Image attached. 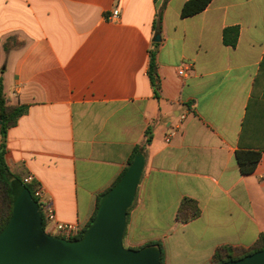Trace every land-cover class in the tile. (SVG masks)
Returning <instances> with one entry per match:
<instances>
[{
  "label": "crops",
  "instance_id": "0c3cea01",
  "mask_svg": "<svg viewBox=\"0 0 264 264\" xmlns=\"http://www.w3.org/2000/svg\"><path fill=\"white\" fill-rule=\"evenodd\" d=\"M187 1L0 0V83L25 108L0 134L7 164L83 230L142 154L123 241L160 243L163 264H210L264 234V0L183 17ZM232 26L235 46L223 40ZM240 150L261 152L252 173ZM186 198L200 214L184 222Z\"/></svg>",
  "mask_w": 264,
  "mask_h": 264
},
{
  "label": "water",
  "instance_id": "95a60500",
  "mask_svg": "<svg viewBox=\"0 0 264 264\" xmlns=\"http://www.w3.org/2000/svg\"><path fill=\"white\" fill-rule=\"evenodd\" d=\"M144 162L142 154L136 156L103 196L95 218L78 240L47 233L39 203L27 187L16 184L13 214L0 233V264H161L156 247L127 248L123 242ZM221 264H264V248Z\"/></svg>",
  "mask_w": 264,
  "mask_h": 264
},
{
  "label": "trees",
  "instance_id": "16d2710c",
  "mask_svg": "<svg viewBox=\"0 0 264 264\" xmlns=\"http://www.w3.org/2000/svg\"><path fill=\"white\" fill-rule=\"evenodd\" d=\"M212 2V0H188L182 9V16L188 17L198 14L205 10L207 6ZM239 28L237 26L227 27L224 30L223 40L226 45L235 46L238 42ZM150 76L157 81V62L155 54H152L150 61ZM25 108L21 106H8L6 99L4 97L2 84L0 83V119L2 120V127L0 129V134L2 138H6L7 131L10 127L14 126L18 119L24 114ZM6 145H0V233L6 228L13 214V204L15 195V185L18 183L23 184L27 187L33 198L38 202L35 196V191L38 187V183L35 181L26 182V175L23 173H18L12 170V168L7 164L6 161ZM237 161L243 174L252 173L260 160L261 152L256 150H240L237 152ZM118 178L114 186L120 181ZM113 187V186H112ZM111 189V188H110ZM109 189V190H110ZM107 190V192L109 191ZM99 206V205H98ZM130 209V208H129ZM128 209V210H129ZM41 210V209H40ZM200 214V208L198 204L189 198L184 199L179 210L178 218L182 221L187 222L192 218H195ZM41 215L44 222V228L46 227L45 216L41 211ZM96 214L94 215L95 218ZM93 218V219H94ZM92 219V221H93ZM91 221V223H92ZM91 223L83 230L79 231L77 234L72 235L68 239L78 240L83 237L87 228ZM149 246L156 247L161 255V264H163L164 258L162 254V246L160 243H151ZM144 248V247H139ZM134 248V249H139ZM264 248V234L261 235L258 243L250 248H239L230 245H224L217 249L214 253L210 264H221L229 260H237L243 258L251 253L262 250Z\"/></svg>",
  "mask_w": 264,
  "mask_h": 264
},
{
  "label": "built area",
  "instance_id": "2783aa9c",
  "mask_svg": "<svg viewBox=\"0 0 264 264\" xmlns=\"http://www.w3.org/2000/svg\"><path fill=\"white\" fill-rule=\"evenodd\" d=\"M119 13H120L119 8L116 7L115 9L112 10L110 19L112 20L118 19ZM174 134L175 132L173 131L170 132L169 135L167 136V140H170V138ZM32 180H33L32 175H28L25 179L26 182H31ZM35 196L38 199L40 209L45 216V222H46L45 230L47 233L53 234L57 232L69 238L72 235L77 234L82 229L78 223H65V222L57 221L54 205L51 199L44 197L42 187H38L36 189Z\"/></svg>",
  "mask_w": 264,
  "mask_h": 264
},
{
  "label": "rangeland",
  "instance_id": "374dc122",
  "mask_svg": "<svg viewBox=\"0 0 264 264\" xmlns=\"http://www.w3.org/2000/svg\"><path fill=\"white\" fill-rule=\"evenodd\" d=\"M53 235H56V236H57V235H59V234H58L57 232H55V233H53ZM123 242H124V241H123ZM124 245H125V247H127V248H131V247H129V245L126 244V242H124Z\"/></svg>",
  "mask_w": 264,
  "mask_h": 264
}]
</instances>
